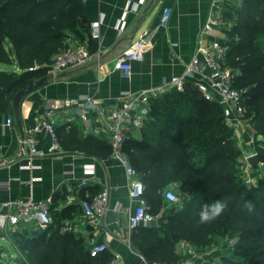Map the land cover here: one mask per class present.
<instances>
[{"label":"trees","instance_id":"16d2710c","mask_svg":"<svg viewBox=\"0 0 264 264\" xmlns=\"http://www.w3.org/2000/svg\"><path fill=\"white\" fill-rule=\"evenodd\" d=\"M228 15L235 24L227 32L226 66L236 73L233 87L244 91L245 119L257 137H263L256 139L255 152L264 163V0H243ZM83 33L90 35L84 0H0V65L20 71L0 70V117L7 115L20 89L47 74L69 38H82ZM37 66L41 67L30 70ZM56 132L71 152L96 157L112 154V147L101 138L81 137L74 125L68 130L56 127ZM142 134V140L128 141L124 152L140 173L144 199L159 225L133 231L131 243L140 254L150 264H181L176 257L180 242L204 250L215 237L229 236L237 242L233 252L223 254L220 264H264V174L254 167L257 183H247L239 169L244 154L236 132L226 123L224 108L206 100L193 82H187L184 90L174 89L152 101ZM196 181L201 183L199 193L192 185ZM174 184L186 191L179 203L165 197ZM217 200L227 204L222 215L211 223H199L202 207ZM63 228L54 221L47 229L0 232L16 250L12 258L0 246V263L5 255L14 264L114 261L108 250L92 257L86 240Z\"/></svg>","mask_w":264,"mask_h":264},{"label":"crops","instance_id":"0c3cea01","mask_svg":"<svg viewBox=\"0 0 264 264\" xmlns=\"http://www.w3.org/2000/svg\"><path fill=\"white\" fill-rule=\"evenodd\" d=\"M212 1L84 0L90 38L83 33L82 38H69L68 44L87 47L91 55L88 64L62 72L56 78L47 72L43 77H49V84L22 101V129L13 114V107L6 116L0 117V204L31 198L35 201L51 200L54 221L64 227L71 226V232L85 239L89 248L92 247L91 242L108 244V251L117 258L111 264H150L131 243L133 231L129 227V217L138 203L130 198L132 179L127 176L123 165L111 156L96 157L66 150L57 132L54 140L46 130H42L36 135V140L45 154L32 159V166L37 168H23L30 160L25 139L45 110L57 105L56 127L68 130L74 125L81 137H98L112 147L109 133L89 134L91 129L102 126L99 110H91L83 117L75 106L68 105V101L90 98L107 115L111 109L122 107L129 94L155 90L168 84L173 77L183 76L193 58L200 53V48L214 42L228 44L227 32L235 24L228 13L243 4V0H225L219 24L206 30V24L213 15ZM165 8L171 10L167 26L161 23ZM96 22H101L99 39L92 35L91 25ZM140 38L146 39L148 50L144 60L133 63L130 75L126 76L116 68V60ZM0 70L20 72L10 66ZM157 98H152V101ZM7 119H12L11 125L7 124ZM243 134L240 130V135ZM142 138V130L133 132L132 139L140 141ZM246 142L240 144L239 141V145L244 147ZM56 143L60 144L63 152L49 154V149ZM89 163L95 165L96 174L90 184L82 186L83 168ZM5 184L7 188H4ZM103 189H108L110 194L108 209L100 225L95 227L85 218L81 204ZM27 226L30 224L23 227ZM0 246L14 257L9 252L11 248L15 250L12 241L0 237ZM192 247L188 242L177 245L178 262L191 259L188 249ZM219 259L218 254H214L209 263L201 256L193 264H220Z\"/></svg>","mask_w":264,"mask_h":264},{"label":"built area","instance_id":"2783aa9c","mask_svg":"<svg viewBox=\"0 0 264 264\" xmlns=\"http://www.w3.org/2000/svg\"><path fill=\"white\" fill-rule=\"evenodd\" d=\"M224 1L225 0L212 1L213 15L206 24V30L219 24ZM170 15L171 10L165 8L161 17L163 26H167ZM100 28L101 22H96L91 25L94 38H100ZM147 50L148 43L145 38L136 40L127 51L117 58L115 64L116 68L123 72L124 75L129 76L132 71L133 63L143 61ZM199 51L200 53L193 58L183 76L173 77L168 84L161 88L144 90L139 94H129L128 101L122 107L111 109L107 115H105L90 98L81 101L73 99L68 101V105L75 106L77 113L83 117L91 110H99L100 112L102 126L91 129L89 134L98 135L102 132L110 134V143L112 145L111 157L123 165L127 176L132 179V183L129 186V195L138 205L133 214L129 217V227L131 231H134L140 226L150 225V222L155 218V216L149 212L147 203L144 199L145 186L141 179H139L136 168L130 163L128 156L124 152L125 144L133 138V132L143 129L151 112L152 98H157L174 89L184 90L187 82H193L202 92L206 100L218 102L224 108L226 123L229 127L234 129L238 139L241 137V126L242 123L245 122L242 106V95L244 91L237 90L233 87V79L236 73L226 66V57L229 48L227 44L214 42L206 48H200ZM90 58L91 55L87 47L69 43L64 50L54 56L48 74L56 78L62 72L86 66ZM39 67L41 66L30 68V70L33 71ZM57 110V105H53L51 108L45 110L38 124L28 132L25 144L29 148L30 160L23 165V168H37V166H32V159L36 156L45 154V152L39 149L37 144L36 135L39 132L46 130L54 140H56V123L54 118ZM11 123L12 119H7V124L11 125ZM62 152L63 150L59 143L54 144L49 149V154ZM254 154L257 155L256 152H253L249 154V156H244L243 158L247 169L251 167L249 159ZM260 165L263 166L264 164L260 163ZM83 172L84 176L81 180V185L87 186L91 183L92 177L96 174V167L94 164H85ZM247 178L249 184L253 185L257 183V177L250 176L248 172ZM7 187V184H5L4 188ZM109 196L108 189H103L97 195L93 196V198L82 201L81 205L84 209L85 218L88 219L92 226L97 227L100 225V220L108 209ZM165 197L172 203H179L180 201L177 194L172 190H168ZM51 205V200L35 201L32 198L1 203L0 232L7 233L8 230L20 229L28 224L47 229L54 223ZM63 230L73 231V228L71 226H66ZM97 232L99 233L100 231L98 230ZM91 245L90 254L92 257H97L108 250V244L106 243L91 242ZM188 254L191 259L182 261L181 264H193L194 260L201 258V255H198L193 247L188 249ZM153 264L166 263L154 262ZM203 264L207 263L203 262Z\"/></svg>","mask_w":264,"mask_h":264},{"label":"rangeland","instance_id":"374dc122","mask_svg":"<svg viewBox=\"0 0 264 264\" xmlns=\"http://www.w3.org/2000/svg\"><path fill=\"white\" fill-rule=\"evenodd\" d=\"M5 67L6 66H4V65H0V68H5ZM11 68H13V67H11ZM243 111H244V109H243ZM245 115L246 114H244V119H245ZM245 122H246V125H242V127H241V132L244 133L243 134L244 137L242 138V136H243L242 135L240 137L242 139V141H241V139L239 141H240V144H242L246 140H247V142H246V145L244 147H242L241 145H239V146L242 149V152H243L244 156H249V154H250L249 152H252L254 150V148H255L256 139H258V141H262L263 137H261V136H258L257 137L256 132L254 131V129L252 128V126H250V124L248 123V120L245 119ZM244 156H243V158H244ZM253 156H255V154ZM260 163H262V162L259 161L256 166H259L261 168V170H262L261 173L264 174V165L261 166ZM250 165H251V163H250ZM256 166H253L252 167V165H251V167H249V169H247L246 166H245V164H244V161H242V164L239 166V169L241 168L242 171H243V174L246 175V181H247V183H248L247 172H248V174L250 176L256 177L255 175L253 176L254 171H255L254 167H256ZM257 180H258V178H257ZM192 185L193 186H196L195 191L197 193H199L200 192L199 191L200 190L199 188L201 186V183L199 181H196ZM169 189L172 190V191H174L177 194L179 200H181L180 199L181 196H183V197L186 196V191L184 189H182L181 185L174 184ZM30 225H32V224H30ZM27 227H29V228H33V227L37 228V226H35V225L34 226H27ZM18 230L19 229H16V230H8L7 233L12 234V233H14V231H18ZM236 242H237V238H229V236H217V237L214 238L213 243H212L211 246L205 248L204 250H198L196 248H194V250L197 251L198 255H201L204 258L208 259V262L209 263H210L211 259L214 257V254H218V256L220 258L219 260L221 261V258H222V256H223L224 253L233 252L231 250V248L234 246V244ZM9 252H10V254H12L14 256L13 258H15L16 251L11 248ZM5 258L6 259H4L3 264H14V262H15L14 259H9L6 255H5ZM209 263H207V264H209Z\"/></svg>","mask_w":264,"mask_h":264},{"label":"water","instance_id":"95a60500","mask_svg":"<svg viewBox=\"0 0 264 264\" xmlns=\"http://www.w3.org/2000/svg\"><path fill=\"white\" fill-rule=\"evenodd\" d=\"M49 84V77L45 76L40 79L34 80L28 83L24 88L20 89L12 99L13 114L16 118V121L19 127L22 129V114H21V105L22 101L27 98L29 95L40 90L42 87ZM260 161L258 155H255L249 159V162L252 166H256ZM2 165V162L0 163ZM159 225V219L154 218L150 222V226L155 227Z\"/></svg>","mask_w":264,"mask_h":264},{"label":"clouds","instance_id":"9594fccd","mask_svg":"<svg viewBox=\"0 0 264 264\" xmlns=\"http://www.w3.org/2000/svg\"><path fill=\"white\" fill-rule=\"evenodd\" d=\"M251 208V204L247 205ZM227 207L226 202L223 201H215L210 205H204L199 213V223L207 224L214 221L216 218L222 215Z\"/></svg>","mask_w":264,"mask_h":264}]
</instances>
